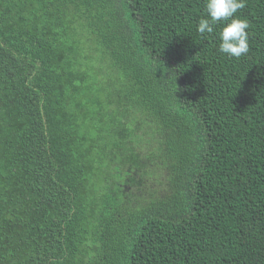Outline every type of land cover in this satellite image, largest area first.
I'll list each match as a JSON object with an SVG mask.
<instances>
[{
	"label": "trees",
	"instance_id": "16d2710c",
	"mask_svg": "<svg viewBox=\"0 0 264 264\" xmlns=\"http://www.w3.org/2000/svg\"><path fill=\"white\" fill-rule=\"evenodd\" d=\"M249 51L206 0H0V264H264V0Z\"/></svg>",
	"mask_w": 264,
	"mask_h": 264
},
{
	"label": "clouds",
	"instance_id": "9594fccd",
	"mask_svg": "<svg viewBox=\"0 0 264 264\" xmlns=\"http://www.w3.org/2000/svg\"><path fill=\"white\" fill-rule=\"evenodd\" d=\"M246 5V0H206L208 18L201 19L197 31L203 35L213 33L215 25L228 21L219 33V51L229 57L239 58L249 51V23L236 14Z\"/></svg>",
	"mask_w": 264,
	"mask_h": 264
}]
</instances>
